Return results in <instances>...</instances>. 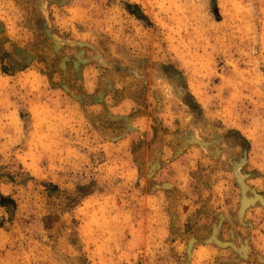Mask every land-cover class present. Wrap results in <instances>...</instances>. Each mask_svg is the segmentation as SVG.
<instances>
[{
  "label": "rangeland",
  "instance_id": "obj_1",
  "mask_svg": "<svg viewBox=\"0 0 264 264\" xmlns=\"http://www.w3.org/2000/svg\"><path fill=\"white\" fill-rule=\"evenodd\" d=\"M0 264H264V0H0Z\"/></svg>",
  "mask_w": 264,
  "mask_h": 264
},
{
  "label": "trees",
  "instance_id": "obj_2",
  "mask_svg": "<svg viewBox=\"0 0 264 264\" xmlns=\"http://www.w3.org/2000/svg\"><path fill=\"white\" fill-rule=\"evenodd\" d=\"M126 8H127L128 10H129V9L138 10L136 7H131V6H127Z\"/></svg>",
  "mask_w": 264,
  "mask_h": 264
}]
</instances>
